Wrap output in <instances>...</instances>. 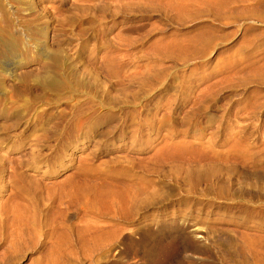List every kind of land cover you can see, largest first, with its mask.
<instances>
[{
	"label": "rangeland",
	"instance_id": "1",
	"mask_svg": "<svg viewBox=\"0 0 264 264\" xmlns=\"http://www.w3.org/2000/svg\"><path fill=\"white\" fill-rule=\"evenodd\" d=\"M169 239L164 264H264V0H0V264Z\"/></svg>",
	"mask_w": 264,
	"mask_h": 264
},
{
	"label": "bare ground",
	"instance_id": "2",
	"mask_svg": "<svg viewBox=\"0 0 264 264\" xmlns=\"http://www.w3.org/2000/svg\"><path fill=\"white\" fill-rule=\"evenodd\" d=\"M151 156V155H150ZM111 182V181H110ZM121 182V181H120ZM135 184V183H134ZM126 186V185H125ZM131 186V185H130ZM129 186V187H130ZM148 186V185H147ZM146 186V187H147ZM131 187H133V186H131ZM130 187V188H131ZM135 187V186H134ZM133 187V188H134ZM142 187V186H141ZM136 188V187H135ZM129 189V188H128ZM121 190V189H120ZM152 190V189H151ZM153 191V190H152ZM117 192V191H116ZM132 192V191H131ZM146 192V191H145ZM147 192H149V195H150V191H147ZM154 192V191H153ZM115 193V192H114ZM140 193H141V191H140ZM128 194H130L129 193V191L128 192H122V193H120V195H124L123 197H121V200H120V203L121 204H123V207H122V205H121V207L123 208V209H125V207H129V204H131V203H129V202H131L132 201V199L131 198H129V196H126V195H128ZM144 194V193H143ZM146 194V193H145ZM136 196H139V193H137V195ZM133 197V196H132ZM148 198H149V196H148ZM147 198V203H149L148 202V200H150V199H148ZM116 200H118V198L116 199ZM119 201V200H118ZM118 201H117V203H118ZM144 201H145V199H144ZM138 202V201H137ZM146 202V201H145ZM152 202V201H151ZM134 203H132L131 205H133ZM150 204V203H149ZM148 204V205H149ZM133 207V206H132ZM118 208H119V206H118ZM130 208V207H129ZM131 209H133V208H131ZM130 209V210H131ZM121 212V211H120ZM176 225V224H175ZM179 227V229H180V233H182V235H183V239H182V241H183V246H184V249H186V248H188V245H189V240H197L198 239V242L200 241H202V240H207L206 239V235L200 230V228H198V227H193L191 224L189 225V224H186V223H182L181 225L178 223L177 224ZM171 228V227H170ZM166 229H167V227H166ZM172 230H174L173 228H171ZM176 231V230H175ZM149 232H151V229H146L142 234H143V238L144 237H147L148 235H149ZM174 232V231H173ZM175 234H176V232H175ZM177 234H178V232H177ZM178 239V238H177ZM170 240V239H169ZM174 240V239H173ZM173 240H170V241H168V242H164V244H161V245H159V247L158 248H156L155 249V251H153V255L151 256V257H149V259H147L148 260V264H164V262H165V260L167 259V257H168V255L171 253V251L174 249V246L176 245L175 244V240L173 241ZM181 241V242H182ZM199 242V243H200ZM178 243V242H177ZM206 243V242H205ZM181 244V243H180ZM200 245V244H199ZM206 249H207V247H206ZM177 250V249H176ZM185 253V252H184ZM188 253V252H187ZM155 256V257H154ZM146 258V257H145Z\"/></svg>",
	"mask_w": 264,
	"mask_h": 264
}]
</instances>
